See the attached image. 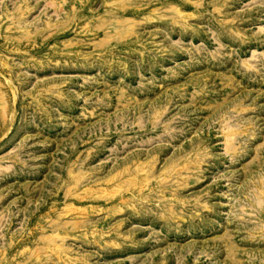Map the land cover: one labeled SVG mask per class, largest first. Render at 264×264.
<instances>
[{
    "label": "rangeland",
    "instance_id": "1",
    "mask_svg": "<svg viewBox=\"0 0 264 264\" xmlns=\"http://www.w3.org/2000/svg\"><path fill=\"white\" fill-rule=\"evenodd\" d=\"M0 264H264V0H0Z\"/></svg>",
    "mask_w": 264,
    "mask_h": 264
}]
</instances>
